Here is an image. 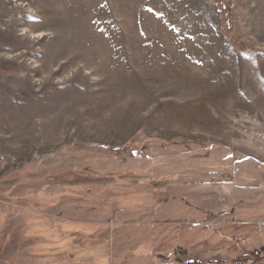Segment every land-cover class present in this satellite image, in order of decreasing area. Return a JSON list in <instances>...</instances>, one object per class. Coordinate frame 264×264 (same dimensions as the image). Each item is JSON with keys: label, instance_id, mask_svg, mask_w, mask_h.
<instances>
[{"label": "rangeland", "instance_id": "1", "mask_svg": "<svg viewBox=\"0 0 264 264\" xmlns=\"http://www.w3.org/2000/svg\"><path fill=\"white\" fill-rule=\"evenodd\" d=\"M259 250L264 0H0V264Z\"/></svg>", "mask_w": 264, "mask_h": 264}, {"label": "built area", "instance_id": "2", "mask_svg": "<svg viewBox=\"0 0 264 264\" xmlns=\"http://www.w3.org/2000/svg\"><path fill=\"white\" fill-rule=\"evenodd\" d=\"M173 257V253L168 254V259ZM253 262H259L264 264V250L255 251L253 254Z\"/></svg>", "mask_w": 264, "mask_h": 264}, {"label": "trees", "instance_id": "3", "mask_svg": "<svg viewBox=\"0 0 264 264\" xmlns=\"http://www.w3.org/2000/svg\"><path fill=\"white\" fill-rule=\"evenodd\" d=\"M180 254H182V253H178V255H180ZM178 255L175 254L174 258H177ZM176 262L179 263V264L181 263V261H179V260H177ZM238 264H239V263H238ZM240 264H241V263H240ZM252 264H256V263H252Z\"/></svg>", "mask_w": 264, "mask_h": 264}]
</instances>
